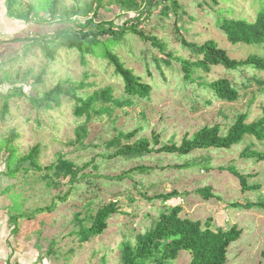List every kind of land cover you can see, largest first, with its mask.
Here are the masks:
<instances>
[{
  "label": "rangeland",
  "instance_id": "374dc122",
  "mask_svg": "<svg viewBox=\"0 0 264 264\" xmlns=\"http://www.w3.org/2000/svg\"><path fill=\"white\" fill-rule=\"evenodd\" d=\"M115 1L102 0L97 8V0H59L53 17V0H15L13 11L30 14V21L25 22L7 10V0H0V42L6 45L0 51V169L14 177L8 182L13 186L6 191L3 214L8 254H4V264H120L122 243L134 242L137 234L148 230L162 211L175 204L182 206L183 218L202 223L211 218L214 230L234 224L242 230L240 238L228 247L226 264H264V207L231 206L233 202H264V161L240 156L246 147L264 151V139L245 135L230 148L195 149L189 154L151 152L137 158L113 157L115 147L108 146L119 133L135 129L139 132L130 143L158 134L160 144L156 147L171 142L179 145L203 126L218 124L225 135L239 113H247L248 122L261 117L264 88L256 80H264V70L249 66L229 70L216 65L208 74L194 71V81L188 82L178 58H196L183 47L181 36L197 44L212 39L237 60L250 54L264 57L262 45L233 44L218 28L223 18L253 21L264 11V0H177L185 11L178 15L171 8L163 13L164 4L157 0H135L133 7H122ZM141 12L143 15L135 19ZM91 17L105 29L112 22L113 30L133 18L140 29L165 47L160 50L131 33L119 39L100 35V43L89 52L57 46L53 58L42 48L25 47L20 39L18 45H9L14 36L23 38L28 31L54 36L62 30L63 34L76 35L78 26ZM107 50L151 85L148 98L125 94L123 79L105 56ZM220 77H227L238 89L237 101L219 100L204 84ZM57 84L66 91L60 107L46 110L30 103L29 97H40ZM108 87L113 100L131 103H106L109 112L102 113L95 112L101 107L98 103L89 116L74 115L80 105L78 98ZM19 89L24 96H11ZM5 101L9 109L2 116ZM35 146L38 166L58 163L60 158L69 160L80 167L77 181L57 177L53 170L35 169L30 157L23 158ZM230 165L251 174L248 183H258L260 188L243 191L235 175L220 169ZM135 166L144 170L117 178ZM204 186H211L216 197L203 198L197 189ZM172 190L179 195L167 201L154 198ZM110 201H117L119 211L111 215L101 235L83 242L81 226H89L96 210ZM51 202L56 204L53 212L22 218L17 233L11 232L12 215L29 213ZM190 259V252L184 250L167 264H189Z\"/></svg>",
  "mask_w": 264,
  "mask_h": 264
},
{
  "label": "trees",
  "instance_id": "16d2710c",
  "mask_svg": "<svg viewBox=\"0 0 264 264\" xmlns=\"http://www.w3.org/2000/svg\"><path fill=\"white\" fill-rule=\"evenodd\" d=\"M97 8L101 6L102 0H97ZM116 4H120L122 7L135 6L137 1L135 0H116ZM15 0H7V10L13 17L23 20L25 22L30 21V14H20L13 11V5ZM59 0H53L51 4V14L55 17L56 7ZM151 3V1L149 2ZM156 3H163V13H167L169 8L175 15L179 12L185 13L177 0H157ZM30 12V11H29ZM143 12L137 14L143 15ZM96 15V13L94 12ZM44 18L40 17V20ZM109 28L105 29L101 23L96 24L93 18H88L85 23H81L78 26V32L76 35L63 34L62 30H58L54 33V36H48L46 34H33L29 31L28 34L22 38L21 35H17L10 39L11 41L24 42L25 47L36 46L42 48L47 55L51 58L54 57V52L57 46H66L68 48H77L82 52H89L92 46L98 45L100 41L98 37L100 35H106L108 38L119 39L125 33H131L137 35L141 40L150 42L151 45L163 50L165 45L160 42L155 36L145 33L139 28L138 21H134L133 18L125 21L119 29L113 30L111 27L113 23L109 24ZM176 26L177 31L180 28ZM88 31H84L86 28ZM218 28L226 35L229 42L233 44H255L262 45L264 47V11H259L253 21H247L245 19L236 18H223ZM110 35V36H109ZM181 43L183 47L188 49L192 54L196 56L194 60L178 58L183 71V78L185 81L193 82V73L196 70H200L205 74H208L212 66L221 65L229 70L241 69L244 67H252L256 71L264 70V57L250 54L245 59L237 60L230 57L225 49L218 46L217 42L208 39L201 44L187 41L181 36ZM50 44H53L51 47ZM105 56L109 63L113 65L115 73L123 79L124 92L129 98L145 99L151 94L152 87L150 84L142 81L141 77L134 74L132 69L127 68L121 59L110 50L105 52ZM257 84L264 88V80H256ZM219 100L227 102H235L239 99L240 93L238 89L232 84L227 77L217 78L209 83H204ZM66 94L62 85H55L49 90L45 91L40 97H29V101L32 105L43 108L46 110H52L53 108L61 106L62 95ZM11 96H24L21 89L14 91ZM80 105H77L74 110L76 117H82L83 115L89 116L91 111H95V105L101 103L99 110L95 112H109L106 103L130 104V101L125 103L113 100L112 89L105 88L101 91H95L85 99L78 98ZM9 109L8 102L5 101L2 109V116H4ZM248 114L245 112L239 113L234 122L229 126L225 135L220 133L221 127L218 124L212 126H203L190 137L185 136L181 143L177 145L174 142L169 144H160L158 134H153L151 139L142 137L133 142H129L134 138L139 129L127 133H119L116 137L110 140L108 146H114L115 151L113 157H141L151 152H165L172 154H189L195 149H206L210 147L215 148H230L231 146L239 143L245 135H250L256 139H264V111L263 115L251 122L247 121ZM38 154V146L31 149L28 155L23 158H31L33 167L38 170L46 169L53 170V173L57 177H69V182H75L78 179V172L80 167H75L74 164L69 161L60 158L58 163L48 165L44 168L37 165L36 155ZM244 158H253L257 161H264V151H259L246 147L240 154ZM34 157V158H33ZM221 170H227L235 175L241 185V189L255 190L260 188V184H249L248 178L252 177L251 174H243L239 172L235 166L220 167ZM143 171L142 166H135L127 171L122 172L118 179H123L133 171ZM9 173V172H6ZM197 192L205 199L216 197L212 191L211 186H204L197 189ZM179 195V192L172 190L170 193H160L154 196L155 199L163 201L170 200L171 198ZM64 200V197H60ZM56 204L51 202L48 205L34 208L29 213H20L12 215L10 221L13 223L11 229L12 233H17L19 220L34 219L37 215L42 213H50L55 209ZM231 206L237 209H252L263 208L264 202L258 200L255 202H233ZM119 211L117 201H110L101 207H99L95 214L91 218L89 226H81L79 234L83 242L87 241L91 237L101 235L108 226V219L111 215L116 214ZM182 206L175 204L166 211H162L159 214L155 223L145 232L137 234L135 241H125L121 245L120 249V264H167L174 261L181 251H188L191 254L189 264H226L227 263V251L229 245L238 240L241 236L242 230L237 225H232L227 229L211 228L212 219L208 218L204 223L199 220H193L190 218L181 217Z\"/></svg>",
  "mask_w": 264,
  "mask_h": 264
},
{
  "label": "crops",
  "instance_id": "0c3cea01",
  "mask_svg": "<svg viewBox=\"0 0 264 264\" xmlns=\"http://www.w3.org/2000/svg\"><path fill=\"white\" fill-rule=\"evenodd\" d=\"M6 27H3L1 29H5ZM7 30V29H6ZM17 36V35H16ZM15 37V36H14ZM1 41V40H0ZM18 41H11L9 45H14L16 46V44L18 45L19 42ZM3 42H0V51L4 48ZM14 177H10V175L4 173L3 169H0V264H4V254L5 252V245H4V238L6 237V232H5V227L7 226V221L3 219V214H4V207H6V198L8 196V193L6 192L7 190H9L10 186H13L11 183H8L9 181H12ZM4 182H7L6 185H2L4 184ZM12 189V188H11ZM6 192V193H5ZM8 256V254L6 253V257Z\"/></svg>",
  "mask_w": 264,
  "mask_h": 264
}]
</instances>
